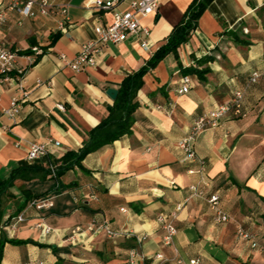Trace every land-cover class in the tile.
<instances>
[{
    "label": "crops",
    "instance_id": "1",
    "mask_svg": "<svg viewBox=\"0 0 264 264\" xmlns=\"http://www.w3.org/2000/svg\"><path fill=\"white\" fill-rule=\"evenodd\" d=\"M9 1L0 0V44L30 53L17 58L26 100L14 119L0 117V179L11 181L0 195V264H123L134 246L143 256L134 264H264V0H210L187 40L142 76L129 133L57 178L49 166L59 167L108 115L113 99L106 89L118 90L125 76L146 65L193 0H160L157 11L141 19L149 36L103 44L96 65L77 72L60 55L73 58L95 39V24L112 21L111 11L87 7L86 0H50L66 5L60 28L58 16H22L7 9ZM127 7V1L119 5ZM144 39L147 48L140 45ZM32 47L41 52L33 56ZM252 72L260 74L254 83ZM183 75L189 89L179 93ZM235 90L243 92L241 113L229 112L195 136L203 163L184 160L178 141ZM12 96L21 91L0 83V107ZM32 141L47 143L48 151L28 162ZM211 195L228 221L214 219ZM40 197L52 206L29 205ZM20 213L25 220L12 226ZM161 213L176 228L169 245L162 241ZM102 219L127 235L108 238L104 230L88 229ZM238 227L253 239L238 237Z\"/></svg>",
    "mask_w": 264,
    "mask_h": 264
},
{
    "label": "built area",
    "instance_id": "2",
    "mask_svg": "<svg viewBox=\"0 0 264 264\" xmlns=\"http://www.w3.org/2000/svg\"><path fill=\"white\" fill-rule=\"evenodd\" d=\"M127 1V9L121 10L119 5ZM160 0H86L85 5L87 7L96 8L104 11H111L112 21L107 24L97 23L93 26L95 32V39L88 40L81 44L77 54L73 58H67L64 54L60 55V58L65 61V64L73 71H81L89 67L96 65V56L100 50L101 45L106 43H119L124 41L130 35L135 36H149L150 29L148 26L141 23V19L147 15L154 14L159 6ZM8 10H14L22 16L35 17L37 15H52L58 16V25L63 28V21L67 19V8L64 4L53 3L50 0H10L7 6ZM4 19V13L0 12V23ZM141 47L147 48L146 40L141 41ZM32 55L36 56L41 51L38 47H32ZM19 53L6 48L0 44V83L7 82L21 91V97L12 96L9 105L6 107H0V117L7 116L9 119H14L20 109L21 103L26 100L27 91L24 88L25 70L17 63ZM260 74L258 72H252L249 77V82L254 83L257 81ZM181 86L178 89L179 93H185L189 89V76L183 75L181 77ZM243 100V92L241 90H235L232 97L227 101L214 106L210 111L197 117L189 134L177 143L178 148L183 152L184 160H198L203 163V160L198 158L193 147V140L195 136L204 128L217 125L218 121L227 113L232 112L234 114L241 113ZM58 144L57 141L54 142ZM47 143L32 141L28 145L26 159L28 162H33L41 156L47 154ZM51 175L57 178L55 172V166H49ZM193 193H197L196 186H190ZM211 204V208L214 211V219L219 222L228 221L227 214L221 212L216 208L218 201L217 195H211L208 199ZM30 206H34L37 209L48 208L52 206V201L49 197H40L32 199L29 202ZM180 206L177 207L179 209ZM171 215V214H170ZM25 217L22 213L14 217V226L17 222H22ZM158 222L164 230V236L162 241L165 245H169L172 241V237L176 233L175 226L169 222V215L161 213L157 217ZM35 226L43 229L44 232H49L50 228L43 225L41 222H36ZM88 229L92 232L98 230H104L108 238H115L119 236L127 235V233L113 230L107 219H102L99 223H90ZM237 236L245 239L252 240L253 237L250 233L245 231L242 227H238L236 230ZM146 236H142L137 239V244L145 239ZM255 241H252V246H255ZM143 258L137 250V247H131L128 250L127 257L123 264H134L137 258ZM156 259H162V254H156ZM178 263H182L178 260ZM183 264H200L199 259H190L187 263Z\"/></svg>",
    "mask_w": 264,
    "mask_h": 264
},
{
    "label": "trees",
    "instance_id": "3",
    "mask_svg": "<svg viewBox=\"0 0 264 264\" xmlns=\"http://www.w3.org/2000/svg\"><path fill=\"white\" fill-rule=\"evenodd\" d=\"M210 0H193L187 7L181 21L172 29L166 42L162 44L151 56L149 61L137 71L125 76L117 90L116 98L113 100L108 115L92 128L88 133V138L77 151H67L62 157V163L55 167L56 176L74 164L80 165L83 157L99 149L101 146L113 142L126 133H129L132 125V112L137 107L134 100L137 90L142 85V76L152 68L166 53L175 51L176 48L185 42L190 31L195 27L196 20L199 17L205 5ZM30 50L19 52V54H28ZM188 70V69H183ZM202 73L203 71H197ZM50 172V169H49ZM11 181L0 179V195L9 186ZM1 250V248H0Z\"/></svg>",
    "mask_w": 264,
    "mask_h": 264
},
{
    "label": "water",
    "instance_id": "4",
    "mask_svg": "<svg viewBox=\"0 0 264 264\" xmlns=\"http://www.w3.org/2000/svg\"><path fill=\"white\" fill-rule=\"evenodd\" d=\"M106 94L111 98V99H115L116 95H117V89L115 88H107L106 89Z\"/></svg>",
    "mask_w": 264,
    "mask_h": 264
}]
</instances>
